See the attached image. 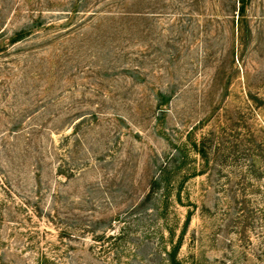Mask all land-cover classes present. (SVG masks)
Returning <instances> with one entry per match:
<instances>
[{"label":"rangeland","instance_id":"1","mask_svg":"<svg viewBox=\"0 0 264 264\" xmlns=\"http://www.w3.org/2000/svg\"><path fill=\"white\" fill-rule=\"evenodd\" d=\"M225 2L0 0V264L32 263L45 230L56 238L44 216L55 194L93 196L106 203L99 215L139 201L165 137L192 128L210 162L193 153L204 173L176 208L182 221L193 212L180 256L264 264V221L254 218L263 192L247 174L249 150H264V0L247 7V43ZM124 7L136 18L118 15ZM23 28L30 35L14 42ZM72 160L89 164L58 174Z\"/></svg>","mask_w":264,"mask_h":264},{"label":"trees","instance_id":"2","mask_svg":"<svg viewBox=\"0 0 264 264\" xmlns=\"http://www.w3.org/2000/svg\"><path fill=\"white\" fill-rule=\"evenodd\" d=\"M251 1L226 0L224 4L227 12L237 15L239 37L244 43L248 42L251 32L247 17V7ZM127 6L130 5L127 3ZM138 13L137 10L124 7V11L118 12V15L129 19L136 18ZM41 25L42 22L38 20L34 26L37 28ZM30 32L31 29L28 28L15 32L13 41L23 40ZM158 98L159 104L168 101L162 91ZM86 117L82 114L71 117L76 121L74 128L80 127ZM193 130L194 128L187 131L186 135L181 133L177 137H165L168 147L154 153L148 163L152 171L148 190L139 201L125 210L99 215L98 207L106 203H98L93 196L86 194L74 202L62 194L53 195V204L45 211L44 216L47 223L57 231V236L55 239L48 237L47 235L53 233L45 230L44 245L34 241L29 247L35 253L34 259L32 263L24 264H187L180 252L192 222L193 212L189 209L182 221L176 208L177 205H186L183 194L189 180L204 173V169L196 163L193 153L198 154L206 165L210 162L205 138L198 140ZM77 142L80 143L79 138ZM258 149H262L260 145ZM259 156L264 157V150L260 153L257 152V147L256 151L249 150L247 174L255 176L256 193L263 192L261 201L264 202V166L258 163ZM87 164L89 161L86 160L84 163H75L72 160L68 168L60 165L58 174L73 178L78 169ZM249 184L253 186L254 183ZM241 185L246 191L247 185L244 182ZM91 189L90 187L87 191ZM259 211L263 215L254 218L264 221V206ZM35 233L40 234L39 231ZM258 257L264 263V250Z\"/></svg>","mask_w":264,"mask_h":264}]
</instances>
